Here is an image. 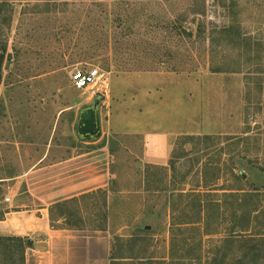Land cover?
Listing matches in <instances>:
<instances>
[{
	"label": "rangeland",
	"instance_id": "rangeland-1",
	"mask_svg": "<svg viewBox=\"0 0 264 264\" xmlns=\"http://www.w3.org/2000/svg\"><path fill=\"white\" fill-rule=\"evenodd\" d=\"M8 1L0 178L38 169V191L61 190L52 197L59 201L71 194V170L100 176L90 187L108 191L98 206L107 229H95L96 211L85 204L86 225L76 228L96 264L103 256L109 264H264V253L259 261L251 254L261 236L248 238L264 233V220L232 241L235 203L221 189L236 184V164L247 188L264 190V0ZM95 67L102 80L74 85L73 71ZM98 95L102 136L83 142L78 114ZM206 135L215 143L198 138ZM179 190L212 192L202 193L217 205L208 224L172 231L171 201H185L178 223L198 217L195 197L182 200ZM20 256L18 246L13 260L0 246V264H21Z\"/></svg>",
	"mask_w": 264,
	"mask_h": 264
},
{
	"label": "crops",
	"instance_id": "crops-1",
	"mask_svg": "<svg viewBox=\"0 0 264 264\" xmlns=\"http://www.w3.org/2000/svg\"><path fill=\"white\" fill-rule=\"evenodd\" d=\"M85 168L81 165L80 169L71 170L68 174L72 178L68 186L71 194L65 199L103 189L104 185L90 187L99 182L101 177L97 175L91 180L85 174ZM37 171H28L17 178H0V203L4 208L0 210L4 211V217L0 219V236L27 240L28 245L24 244L23 247L22 264H96L88 254L89 237L83 235L81 229L53 226L50 208L58 199L52 200V197H59L61 190L39 192L41 182H33ZM12 244L14 252L15 244ZM18 252H21L19 248ZM109 263L110 259L106 261V256L98 262Z\"/></svg>",
	"mask_w": 264,
	"mask_h": 264
},
{
	"label": "trees",
	"instance_id": "trees-1",
	"mask_svg": "<svg viewBox=\"0 0 264 264\" xmlns=\"http://www.w3.org/2000/svg\"><path fill=\"white\" fill-rule=\"evenodd\" d=\"M9 8V1L8 0H1L0 1V85L3 79V60L5 58L7 47L6 44L3 43V25L4 22L7 26H10L12 21L11 16V10L10 13H6ZM230 26L224 27L223 32L227 33L230 31ZM186 31H189L185 29ZM247 133V132H245ZM213 137V136H212ZM210 135H206L205 137H198L200 140L205 139L207 143H215V140L212 139ZM235 137V136H234ZM214 138V137H213ZM245 138H248L245 136ZM191 139V138H190ZM233 138H229L227 141H230ZM240 139V138H239ZM199 141V140H198ZM210 141V142H209ZM233 141V140H232ZM236 141V140H234ZM171 169L173 172L176 170V162L174 159L171 161ZM237 166L236 164H232L231 173L236 181V184H233L232 186L223 187L221 189L228 190L229 192H225L227 197H232L234 199L235 205L232 206L233 208V217L235 218L234 222V229H232L234 236L232 237V241H238L239 235L243 232H252V229L255 227V223L257 221L264 220V190H261L262 188L260 186H256L255 184H250V186L247 188L245 186V183L249 184V180L245 179V176L242 173L236 172ZM221 170V168H219ZM264 170V168H262ZM203 173H206V170H203ZM208 180L205 181V184L202 185V187L206 190V186H213L210 185ZM217 185V184H215ZM264 188V187H263ZM182 190V189H180ZM179 190V198H192L195 197L194 200V210H196V215L198 217L191 218L188 217L185 220H183L181 223H178V221H175V213L178 209L184 206V202L181 203L180 206H177L179 203H176L174 201H171V209L173 212V226L172 231L174 228H181L178 225H190L193 227H196V224H199L202 222H205V224L209 223V217L211 216V213L214 212V207L217 206L214 204V202L206 204L205 200H203L202 193H206V196L210 197L212 192L205 191V192H190V193H183ZM196 193V194H194ZM190 194V195H189ZM101 196V197H100ZM103 200L104 207L107 205V198H108V191L104 189H99L97 191L89 192L83 195H80L79 197H73L65 200H61L53 204L50 208V218L53 222V226L56 227L54 224L55 220L63 219L65 226H61L64 228H81L86 225V220L82 215L83 207L82 205L85 204V209H91L93 212L96 211L95 214H93V219H98L96 221L97 225H94L95 229H107V220H108V211L107 210H99V200ZM183 200V199H182ZM218 208V207H217ZM96 209V210H95ZM4 217V211H0V219ZM260 225V224H258ZM264 225V224H263ZM147 232L150 231V229H146ZM171 231V232H172ZM237 232V233H236ZM261 236V237H259ZM256 237H259L257 242L255 243L254 248H251V254L253 261H259V258L261 254L264 253V233H258L257 235L249 236L248 238L254 239ZM117 239H122V237H118ZM12 243H14L16 246H18L19 251H21L20 261L21 264L23 263V247L24 244L27 246V240H24L21 237H15V236H0V245L5 246V254H10V259L13 260V250H12ZM257 244V245H256ZM144 257H140L139 259H143ZM113 262H119L117 260L116 256H112ZM6 259H9V256H6ZM177 264H193L191 262L183 261V259L177 260ZM257 264L256 262H253ZM12 264V263H11ZM202 264V263H200ZM240 264V263H239Z\"/></svg>",
	"mask_w": 264,
	"mask_h": 264
},
{
	"label": "water",
	"instance_id": "water-1",
	"mask_svg": "<svg viewBox=\"0 0 264 264\" xmlns=\"http://www.w3.org/2000/svg\"><path fill=\"white\" fill-rule=\"evenodd\" d=\"M101 96H96L86 107L80 109L75 125L78 138L87 143H94L102 136Z\"/></svg>",
	"mask_w": 264,
	"mask_h": 264
},
{
	"label": "built area",
	"instance_id": "built-area-1",
	"mask_svg": "<svg viewBox=\"0 0 264 264\" xmlns=\"http://www.w3.org/2000/svg\"><path fill=\"white\" fill-rule=\"evenodd\" d=\"M103 74L95 68L76 70L71 73V80L74 85L80 89H88L102 80Z\"/></svg>",
	"mask_w": 264,
	"mask_h": 264
}]
</instances>
